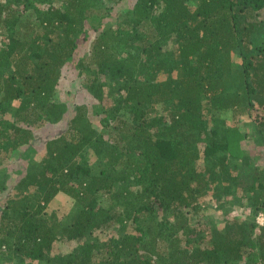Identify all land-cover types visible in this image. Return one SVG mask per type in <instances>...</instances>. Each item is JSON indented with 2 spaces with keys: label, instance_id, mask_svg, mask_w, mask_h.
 Here are the masks:
<instances>
[{
  "label": "trees",
  "instance_id": "16d2710c",
  "mask_svg": "<svg viewBox=\"0 0 264 264\" xmlns=\"http://www.w3.org/2000/svg\"><path fill=\"white\" fill-rule=\"evenodd\" d=\"M125 2L0 1V264H264V0Z\"/></svg>",
  "mask_w": 264,
  "mask_h": 264
},
{
  "label": "rangeland",
  "instance_id": "374dc122",
  "mask_svg": "<svg viewBox=\"0 0 264 264\" xmlns=\"http://www.w3.org/2000/svg\"><path fill=\"white\" fill-rule=\"evenodd\" d=\"M3 1V0H0ZM134 3V0H127V2L122 3V5L120 6V8H124L125 6H129L132 5ZM32 19L31 16H25L24 20H30ZM83 98V96L80 94V92L78 90H76V95L73 98L74 102H80V100ZM250 117L248 116H241V118L238 119V121L240 123H250ZM240 128L242 129V125L240 126ZM245 130H247V134H251L252 131L254 130V127L251 126L250 124H248L245 127ZM251 135L249 136L248 139H246L245 141H243L242 145H243V149L246 151V153L250 150V148H252V140H250ZM7 164V163H6ZM228 198V196L226 197V199ZM47 213H55L57 214L58 218L61 219V222L64 224H68L70 222L71 217H73L76 212H77V206L72 204L71 201L67 200V198H65L64 196L60 197V198H55L47 207ZM217 212V210H216ZM215 213V209H211V210H205L203 212H200V217L201 219H206L209 216H213V214ZM231 213V212H230ZM232 214H234V212H232ZM260 215L264 216L263 213H261ZM257 219V218H256ZM257 222V221H256ZM261 222V221H259ZM218 224V223H217ZM258 224V223H257ZM264 225V223H263ZM258 224V226H263ZM218 226L220 227V225L218 224Z\"/></svg>",
  "mask_w": 264,
  "mask_h": 264
},
{
  "label": "built area",
  "instance_id": "2783aa9c",
  "mask_svg": "<svg viewBox=\"0 0 264 264\" xmlns=\"http://www.w3.org/2000/svg\"><path fill=\"white\" fill-rule=\"evenodd\" d=\"M256 221H257L258 224L263 225V223H264V216L258 215ZM259 221H261V222H259Z\"/></svg>",
  "mask_w": 264,
  "mask_h": 264
}]
</instances>
